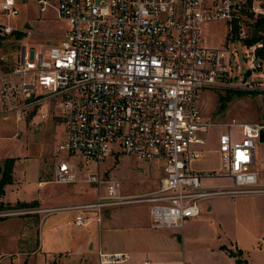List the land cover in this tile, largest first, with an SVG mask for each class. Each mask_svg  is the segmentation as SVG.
Here are the masks:
<instances>
[{
    "label": "built area",
    "instance_id": "1",
    "mask_svg": "<svg viewBox=\"0 0 264 264\" xmlns=\"http://www.w3.org/2000/svg\"><path fill=\"white\" fill-rule=\"evenodd\" d=\"M36 2L41 13L53 8L67 28L54 45L46 43L44 55L42 47L27 46L33 33L29 26H17L16 0H0V39L20 34L24 42L16 65L0 74V118L21 120L41 100V90L59 98L64 135L58 152L68 159L54 167L51 183L95 188L92 202L43 212L73 215L67 225L81 228L100 225L111 207L146 203L152 229L182 230L188 219L200 215L199 204L210 198L264 194V185L253 172L254 141L260 140L264 124H217L205 119L197 105L202 91L258 97L264 93V76L254 78L264 65L256 55L261 43L246 46L250 75L246 77V71L241 78L232 74L225 51L201 44L202 26L210 22L225 23L229 33L236 28V38L246 41L255 24L250 22L264 17V2L58 0L55 6L46 0ZM221 126L226 131L217 141L218 176L230 178L232 184L202 187L201 179L213 175L194 172L190 166L205 155L209 130ZM114 152L160 163L158 187L124 196L119 183L103 180L99 165ZM71 156L79 160L74 163ZM91 164L96 169L81 174ZM98 257L100 264L129 259L124 253L99 252ZM4 258L0 254V263Z\"/></svg>",
    "mask_w": 264,
    "mask_h": 264
},
{
    "label": "rangeland",
    "instance_id": "2",
    "mask_svg": "<svg viewBox=\"0 0 264 264\" xmlns=\"http://www.w3.org/2000/svg\"><path fill=\"white\" fill-rule=\"evenodd\" d=\"M53 6L58 0H46ZM261 4L264 0H254ZM18 17L17 26H22L25 21L33 33L27 40V46L36 50L41 47L44 55L48 53L46 43L54 45L66 30L65 22L56 17L53 8L48 7L44 13L39 11L36 0H16ZM251 26L253 21L250 22ZM253 28L250 30L252 34ZM23 39H0V74L6 73L16 65V58L20 55ZM201 44L225 51L228 65L232 74L238 78L244 76L249 69L250 60L244 42L238 38L232 39L228 26L223 22H210L202 26ZM264 76V65L256 72L257 80ZM264 84V80H262ZM39 92V88L36 89ZM41 95V100L31 105L22 119L15 121L13 117L0 118V175L5 159H13L11 181L2 187L0 204L13 210L2 211L0 215L6 218L0 221V252L7 251L19 260L22 252L34 250L39 243L40 234H47L48 226H53L57 221H65L64 213L52 212L48 219L46 213L23 214L28 210H17L18 204L36 202L38 206L62 207L76 202H92L95 199V188L88 184L54 185V167L61 160L68 158L58 152V144L64 135V124L60 120L59 98L51 97L46 91ZM218 92L202 91L197 100L202 116L217 124L259 123L264 124V93L261 97L256 94L234 95L221 106ZM35 115L29 117L31 112ZM3 107L0 104V114ZM1 117V116H0ZM224 127L211 128L207 135L206 153L200 159L191 163V169L201 174H211L212 177L200 181L202 187H226L232 184L230 178L219 177L221 165L219 161L217 141L218 136L225 132ZM256 163L253 172L257 176L258 184L264 185V141L255 140ZM72 162L79 159L71 156ZM87 169V170H86ZM81 174L88 170H95L91 164ZM100 177L103 180L117 182L120 192L124 196L141 195L154 191L158 187L162 174L160 163H145L122 153H112L106 156L99 165ZM80 174V175H81ZM39 182H46L40 187ZM200 215L194 219L195 223L187 224L181 230L150 228L148 216L149 205L135 203L124 206L111 207L102 215L100 227L92 223L85 228L68 226L73 215L67 214L68 220L61 222L60 232L72 234L84 232L86 234H103L108 217H119L133 220L126 231L133 234H151L159 238L164 234L170 238L171 251L179 264H264V194L239 195L235 198L213 197L199 204ZM211 210L207 211V208ZM43 218V219H42ZM124 220V221H125ZM41 221V222H40ZM124 221L118 226L122 227ZM135 222V224H134ZM123 228V227H122ZM100 229L101 231L99 232ZM190 231L192 234H187ZM51 234H56L52 232ZM182 236V237H181ZM28 244V245H27ZM2 254V253H0ZM6 255V254H2ZM41 255L39 254L38 257ZM31 261L35 257L31 255ZM63 258V257H61ZM39 258L36 264H41ZM62 260V259H61ZM20 262V261H19ZM60 262L57 261L56 264ZM3 264H8L4 262Z\"/></svg>",
    "mask_w": 264,
    "mask_h": 264
},
{
    "label": "crops",
    "instance_id": "3",
    "mask_svg": "<svg viewBox=\"0 0 264 264\" xmlns=\"http://www.w3.org/2000/svg\"><path fill=\"white\" fill-rule=\"evenodd\" d=\"M20 1L23 2L24 0ZM23 25L26 27L29 26L27 21H25ZM44 184H46V182H39L40 187ZM51 208L55 207L37 205V207L32 210L36 211V213L33 214L39 217L40 213H46L43 212V210ZM209 210H211V207L207 208V211ZM48 215L50 214L46 213L43 218L47 216L46 219H48ZM64 215L66 220L63 221L66 222L68 216H66L67 214ZM196 218L188 219L187 224L190 223L189 226H191L192 223H195L193 220ZM119 219L121 218L117 216L113 218L111 216L108 217L105 228H101L103 234H86L76 231L72 234H64L60 232V229L64 225H61L63 221H57L52 227H47V234H40L39 243L34 250L27 249V252L24 251L20 254L19 257H25L24 259L19 260V262V258L16 255L14 257L10 255V253H7V251H4V253L0 252L6 254L3 255L5 258L0 264L6 261L8 264H36L39 258H43V260H39L42 262L41 264H56L57 261L60 262L58 264H100L98 257L99 252L104 254L124 253L129 255L127 261L119 264H145V262L148 264H179L172 260L175 256L170 248V244H172L170 238L168 239L164 234H161L160 238L158 236L160 234H155L157 236H152L151 234H133L130 231H126V227H124L127 226L126 223H129V227H131L133 220L129 218L128 220L122 219V221H118ZM123 221L124 224L122 228L118 226V224H121ZM100 225L98 227H100ZM184 226L181 230L182 233L185 228ZM98 230L99 232L101 231L100 229ZM52 232L56 234H51ZM187 234L192 233L187 231ZM39 254L41 255L40 257H38ZM31 255L35 257L33 261H31V258H28Z\"/></svg>",
    "mask_w": 264,
    "mask_h": 264
},
{
    "label": "trees",
    "instance_id": "4",
    "mask_svg": "<svg viewBox=\"0 0 264 264\" xmlns=\"http://www.w3.org/2000/svg\"><path fill=\"white\" fill-rule=\"evenodd\" d=\"M232 35V39H236L237 37V29L233 28L232 31L229 33ZM17 39L21 38V35L18 34L16 36ZM261 43L262 47L256 50V55L258 58H260V60L264 61V17L257 20L255 22V24L253 25V30H252V34L251 37L249 39H247L246 41H244V44L246 46H251L254 44H258ZM241 94H248V93H244V92H226L225 95L220 96L219 98V102L222 103L221 106L224 107V104L229 101L232 96L234 95H241ZM35 115V112H31L29 117H32ZM14 160L13 159H5L3 161V168H2V172L0 175V196L2 194V187L5 183H8L11 181V169L13 166ZM19 206L16 208L17 210H22V209H32L37 207V203L36 202H31V203H21L18 204ZM9 210H13L11 209L9 206L3 207L0 204V212L2 211H9ZM5 216H0V221L5 219Z\"/></svg>",
    "mask_w": 264,
    "mask_h": 264
},
{
    "label": "water",
    "instance_id": "5",
    "mask_svg": "<svg viewBox=\"0 0 264 264\" xmlns=\"http://www.w3.org/2000/svg\"><path fill=\"white\" fill-rule=\"evenodd\" d=\"M250 75V71H247V73H246V77H248ZM245 77V78H246ZM244 78V79H245ZM260 141H264V131L262 132V134H261V137H260ZM0 170H1V168H0Z\"/></svg>",
    "mask_w": 264,
    "mask_h": 264
}]
</instances>
